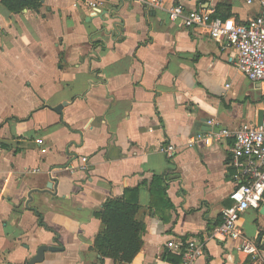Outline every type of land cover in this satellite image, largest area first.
<instances>
[{
	"label": "crops",
	"instance_id": "obj_1",
	"mask_svg": "<svg viewBox=\"0 0 264 264\" xmlns=\"http://www.w3.org/2000/svg\"><path fill=\"white\" fill-rule=\"evenodd\" d=\"M99 1L97 13L78 0L13 13L0 0V264H30L43 245L61 250L36 264H177L165 258L168 241L192 238L205 243L196 264H264L260 210L240 220L258 253L212 237L236 186L233 139L213 134L259 122L264 85L249 84L208 29L167 10L181 4L246 24L258 2ZM171 173L179 177L166 209L150 186ZM135 188L142 249L132 262L101 263L95 212Z\"/></svg>",
	"mask_w": 264,
	"mask_h": 264
},
{
	"label": "built area",
	"instance_id": "obj_2",
	"mask_svg": "<svg viewBox=\"0 0 264 264\" xmlns=\"http://www.w3.org/2000/svg\"><path fill=\"white\" fill-rule=\"evenodd\" d=\"M148 7L162 6L161 0H134ZM262 11L246 24L227 22L206 9H186L184 5L169 7L171 21L183 20L188 24L208 29L211 38L222 48L232 49L238 70L253 84L264 85V0H256ZM95 13L99 10V0H78ZM255 0H248L254 3ZM77 6V4H75ZM229 86V85H227ZM215 124L214 121H210ZM216 139L232 138V166L235 170L233 179L235 188L230 193L232 205L223 209V221L216 226L212 237L232 239L238 242V249L247 254L258 253L257 245L247 237L241 227V216L249 209L260 210L264 203V110L261 122L246 123L232 131L219 128L213 134ZM202 135H198L201 138ZM194 145V140L189 143ZM170 158L173 157L174 145L161 149ZM86 162L87 157L82 158ZM169 252L181 257L180 264H196L205 254V243L197 239L168 241Z\"/></svg>",
	"mask_w": 264,
	"mask_h": 264
},
{
	"label": "trees",
	"instance_id": "obj_3",
	"mask_svg": "<svg viewBox=\"0 0 264 264\" xmlns=\"http://www.w3.org/2000/svg\"><path fill=\"white\" fill-rule=\"evenodd\" d=\"M1 3L10 12L19 13L27 8L39 10L44 0H1ZM213 16L219 17L214 14ZM178 177L179 175L174 173L154 177L150 186L154 205L157 206L160 203L166 209L173 208L167 189L169 182ZM138 195L139 188L126 189L123 196L108 199L103 208L95 212V216L103 224L94 244L95 249L102 256L101 263L106 258H111L115 262H132L142 249V234L145 232L146 226L137 219V214L141 209ZM39 218L43 221L41 214H39ZM261 248L264 247L261 246ZM165 258L170 262L181 263V259L174 257L171 252L167 253Z\"/></svg>",
	"mask_w": 264,
	"mask_h": 264
},
{
	"label": "water",
	"instance_id": "obj_4",
	"mask_svg": "<svg viewBox=\"0 0 264 264\" xmlns=\"http://www.w3.org/2000/svg\"><path fill=\"white\" fill-rule=\"evenodd\" d=\"M61 106L59 107V109H57V111H60ZM262 116H263V112L260 115V121L262 120ZM260 213L264 215V205H262L261 209H260ZM61 250L60 247L57 246H47V245H43L39 248L38 253L35 257H33L30 261V264H36L39 262H42L45 258V253L46 252H57Z\"/></svg>",
	"mask_w": 264,
	"mask_h": 264
},
{
	"label": "rangeland",
	"instance_id": "obj_5",
	"mask_svg": "<svg viewBox=\"0 0 264 264\" xmlns=\"http://www.w3.org/2000/svg\"><path fill=\"white\" fill-rule=\"evenodd\" d=\"M248 83H249V84H252V82H251L250 80H248Z\"/></svg>",
	"mask_w": 264,
	"mask_h": 264
}]
</instances>
